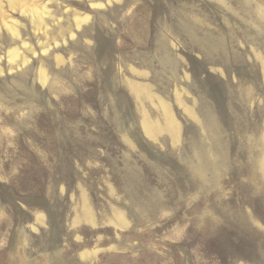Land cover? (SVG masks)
Listing matches in <instances>:
<instances>
[{
    "label": "rangeland",
    "instance_id": "obj_1",
    "mask_svg": "<svg viewBox=\"0 0 264 264\" xmlns=\"http://www.w3.org/2000/svg\"><path fill=\"white\" fill-rule=\"evenodd\" d=\"M0 264H264V0H0Z\"/></svg>",
    "mask_w": 264,
    "mask_h": 264
},
{
    "label": "trees",
    "instance_id": "obj_2",
    "mask_svg": "<svg viewBox=\"0 0 264 264\" xmlns=\"http://www.w3.org/2000/svg\"><path fill=\"white\" fill-rule=\"evenodd\" d=\"M97 45H98V41L95 42V46L96 47H97ZM94 131H95V133H98V131L96 129H94ZM103 141H105V140L103 139ZM202 249H203V251H201V253L198 252V254H196V256H198V258L201 259V260H205L208 252L204 248H202ZM236 250L238 252L240 251V253L243 254V255H245L246 257H255V255L257 254L256 250H254V249H252L250 247H246V245H244L243 242H240L237 245ZM249 259L253 263L255 262V260H253V258H249ZM243 260H245V259H243Z\"/></svg>",
    "mask_w": 264,
    "mask_h": 264
}]
</instances>
